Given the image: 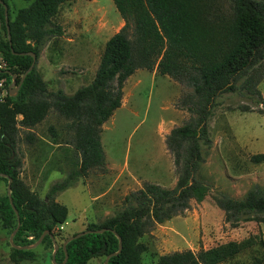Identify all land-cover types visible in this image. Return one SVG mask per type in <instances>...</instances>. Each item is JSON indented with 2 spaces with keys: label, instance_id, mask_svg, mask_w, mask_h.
Here are the masks:
<instances>
[{
  "label": "trees",
  "instance_id": "trees-1",
  "mask_svg": "<svg viewBox=\"0 0 264 264\" xmlns=\"http://www.w3.org/2000/svg\"><path fill=\"white\" fill-rule=\"evenodd\" d=\"M3 1L9 7V28L6 8L0 2V53L7 62L0 74L7 78L8 87L13 76L18 84L33 63L28 52L37 55L35 67L18 94L11 96L9 92L4 99L0 97V173L13 179L11 197L8 193L0 196V219L13 231L21 221L14 237L17 246L34 244L46 231L49 234L43 243L53 244L51 235H59L57 228L69 215L67 205L57 201L56 195L74 179L70 174L56 182L45 198L33 191L20 176L24 163L22 129L26 142L34 143V128L52 110L70 120L75 130L76 174L84 176L105 167L103 125L122 106L126 82L138 69L157 70L193 89L183 97L191 117L174 127L166 139L179 175L176 186L146 182L127 194L124 207L114 216L86 228L106 231L89 232L67 244L65 264H88L97 256L105 260L110 256L108 264H142L148 250L142 237L156 224L188 210L192 200L202 202L210 194L208 184L198 174L206 161L205 149L213 144L209 120L221 98L226 93L240 95L249 102L241 106L242 111L264 105L259 88L264 79V0H113L125 24L107 41L94 79L72 94L62 88L49 89L38 69V59L50 42L63 35V27L56 21L61 6L75 0H31L15 16L9 0ZM252 160L264 162V153L253 155ZM8 177L0 178L8 185ZM213 198L234 226L242 221L264 223V189L260 186L243 198L227 193ZM120 239L123 248L118 252ZM20 247L12 245L13 261L36 259L33 249ZM65 256L62 245L56 261L62 263ZM192 263L208 264L203 249L176 250L162 254L157 262ZM251 264H264V256L257 254Z\"/></svg>",
  "mask_w": 264,
  "mask_h": 264
},
{
  "label": "rangeland",
  "instance_id": "rangeland-1",
  "mask_svg": "<svg viewBox=\"0 0 264 264\" xmlns=\"http://www.w3.org/2000/svg\"><path fill=\"white\" fill-rule=\"evenodd\" d=\"M30 1L9 0L13 16ZM56 21L63 27V35L46 46L47 59L54 68L45 69L43 52L38 66L41 64L50 90L62 88L72 94L94 79L107 41L125 21L113 0L66 2ZM259 88L264 96V79ZM192 91L157 70L138 69L126 83L122 107L103 125L105 167L92 169L84 176L76 174L75 130L70 120L52 110L34 128V143L26 142L22 129L24 163L20 176L33 191L45 198L56 182L74 175L70 186L56 195V200L69 209L64 228L57 229L59 235L55 236L60 248L66 237L114 216L124 207L127 194L146 182L176 186L179 175L166 139L174 127L191 117L183 106V97ZM248 103L233 93L221 98L209 120L213 146L205 149L206 161L198 174L208 184L210 194L202 202L192 200L188 210L175 216H190L189 224L178 227L187 232L186 237H173V230L162 226L165 222L156 224L142 237L148 245L142 264H157L162 254L181 249H203L208 264H251L257 254L264 256V223L242 221L234 226L226 221L225 212L213 198L220 193L243 198L256 186L264 189V162L252 160L253 155L264 153V105L242 111L241 106ZM216 141L221 146L214 149ZM7 186L0 178V196L8 193ZM13 232L0 219V264H56L52 258L54 244L48 242L32 248L36 259L13 261ZM104 262L105 257L97 256L88 264Z\"/></svg>",
  "mask_w": 264,
  "mask_h": 264
},
{
  "label": "water",
  "instance_id": "water-1",
  "mask_svg": "<svg viewBox=\"0 0 264 264\" xmlns=\"http://www.w3.org/2000/svg\"><path fill=\"white\" fill-rule=\"evenodd\" d=\"M0 2L3 3L4 6H5V8H6V21H7L8 28H9V7H8V5H7L3 0H0ZM9 39L11 40L10 29H9ZM14 53H17V52L14 51ZM21 54L24 55V54H26V53H25V52H22ZM28 54H30V55H32V56L34 57V61H33V63L31 64V66L28 68V70L23 74V76L21 77L20 82H19L18 84H17V78H16V76H13V82H12V84L10 85V95H11V96H16V95L18 94L19 88H20V86L22 85V83L24 82L26 76H27L28 73H29L30 71H32L33 68L35 67L36 60H37V55H36L35 53H33V52H28ZM0 177H8V175H7V174H4V173H0ZM8 178H9L8 187H7V188H8V195L11 197V188H12V181H13V179H12L11 177H8ZM11 202H12V204H13L12 199H11ZM13 206H14V205H13ZM14 208H15V207H14ZM15 210H16V209H15ZM16 212H17V214H18V211H17V210H16ZM20 226H21V221L19 220L17 228L14 230L13 234H12L11 237H10V242L12 243L13 246H16V247H20V246H17V245L15 244V242H14V237H15L16 233L18 232V230L20 229ZM106 230H107V228L98 229V230H87V229H86V230H83V231H81V232H78V233L75 234V235H71V236H69V237L65 240V242L63 243V248H64V250H65V252H66V256H65V260H64L62 263H57V261H56V254H57L58 250L60 249V245H59L58 242L56 241L55 236H54V235H51V237H52V239H53V244H54V247H55V248H54V252H53V257H52L54 263H56V264H65V263L67 262V260H68V258H69V254H68V251H67V244H68L71 240H73V239H75V238H79V237H81L82 235H84V234H86V233H89V232H93V231H95V232H97V233H103V232L106 231ZM47 234H49V231L44 232L43 235H42V236H41V237H40V238H39L34 244H32V245H27V246H23V247H20V248H24V249H32V248L38 246L40 243L43 242V240H44V238H45V236H46ZM122 248H123V244H122V240L120 239V249H119L118 252H121ZM118 252H117V253H118ZM109 257H110V256H109ZM109 257L106 258L104 264H108V262H109Z\"/></svg>",
  "mask_w": 264,
  "mask_h": 264
},
{
  "label": "crops",
  "instance_id": "crops-1",
  "mask_svg": "<svg viewBox=\"0 0 264 264\" xmlns=\"http://www.w3.org/2000/svg\"><path fill=\"white\" fill-rule=\"evenodd\" d=\"M48 49V47L46 48H44V50H43V55H42V57H44L45 59H46V61H45V64H43L44 65V67H45V69H53L54 68V64L53 63H51L48 59H47V56H46V52H48L49 53V51L47 50ZM43 63V62H42ZM47 63V64H46ZM40 68H41V64H39V66H38V69L40 70ZM41 71V70H40ZM42 72V74H43V76H44V79L47 81V77H46V75H45V72L42 70L41 71ZM135 74V73H134ZM131 77V76H130ZM127 83V82H126ZM125 87H126V85H125ZM124 92H125V88H124ZM124 100V99H123ZM123 105V104H122ZM122 107V106H121ZM212 146H213V144H212ZM217 146H221V144H219L217 141L215 142V145H214V149L217 147ZM212 148V147H211ZM191 221H190V216H184L182 219H180V218H178V217H174V218H172V219H170V220H168V221H166L162 226L164 227V228H170L171 229V231L173 230V232H172V236L173 237H175V238H177L178 240L179 239H181V237H186V234H187V232H184V231H182L180 228H178L179 227V225L182 227V226H184L185 224H189ZM176 224V225H175ZM181 250H185V249H181Z\"/></svg>",
  "mask_w": 264,
  "mask_h": 264
},
{
  "label": "built area",
  "instance_id": "built-area-1",
  "mask_svg": "<svg viewBox=\"0 0 264 264\" xmlns=\"http://www.w3.org/2000/svg\"><path fill=\"white\" fill-rule=\"evenodd\" d=\"M7 68V62L4 58H0V71ZM10 92V87H8L7 78L0 74V97L4 99ZM64 226L61 225L57 229H63Z\"/></svg>",
  "mask_w": 264,
  "mask_h": 264
}]
</instances>
